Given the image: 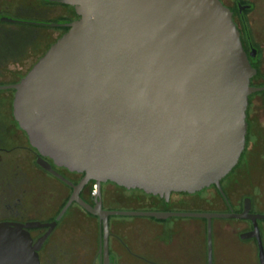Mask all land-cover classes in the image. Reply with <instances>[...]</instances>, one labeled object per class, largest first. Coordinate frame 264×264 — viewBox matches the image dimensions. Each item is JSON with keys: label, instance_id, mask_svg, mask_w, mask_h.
I'll return each mask as SVG.
<instances>
[{"label": "water", "instance_id": "obj_1", "mask_svg": "<svg viewBox=\"0 0 264 264\" xmlns=\"http://www.w3.org/2000/svg\"><path fill=\"white\" fill-rule=\"evenodd\" d=\"M61 1L78 18L13 85V115L29 144L85 179L166 201L220 188L246 145L249 96L261 90L250 84L256 69L231 10L220 0ZM38 163L73 192L53 222L1 221L0 264H38L28 229L52 227L74 201L103 221L104 264L109 216L264 219L248 207L242 214L93 208L78 195L83 181L73 185Z\"/></svg>", "mask_w": 264, "mask_h": 264}, {"label": "flooded vegetation", "instance_id": "obj_2", "mask_svg": "<svg viewBox=\"0 0 264 264\" xmlns=\"http://www.w3.org/2000/svg\"><path fill=\"white\" fill-rule=\"evenodd\" d=\"M220 1L231 10L243 48L251 66L256 69L250 84L261 90L251 95L259 93L264 97V81L260 80L261 76L256 64L259 52L255 45L254 34L248 27L249 20L245 15L252 5L245 0ZM3 17L8 19L4 20ZM77 18L74 7L61 0H13L3 8L0 7V39L3 35L8 38L4 48L0 43V207L2 206V211L5 213L4 217L0 218V222L25 223L33 220L53 222L70 198L73 192L72 186L40 166L38 163L40 158L71 184L78 185L83 181L78 195L93 208L100 202L101 208L106 210L119 206L127 207L126 211H139L140 204L148 201L158 207L150 211L242 214L248 207V214H264L255 211L264 207L262 196L264 177L257 178L255 174V177L247 178L253 168L249 164H264L263 151L253 152L252 155L248 150L251 127L248 118L246 145L237 165L220 181V188L214 185L205 188L214 189L212 197L223 205L222 208L214 210L185 211L169 207L172 194H193L172 193L166 201L164 198L146 194L138 189H126L110 182L99 184L94 179H85L84 173L55 165L50 158L41 156L29 144L27 135L19 128L13 115L15 95L13 85L19 82L49 47L68 31L69 24ZM252 52L253 56H251ZM259 135L261 136L258 134L256 140ZM22 164L35 165L46 178L56 181L68 190L60 210L52 218L47 220L28 218L26 210L19 206V195L23 192L19 189V179L26 178L28 174L25 168H21ZM237 168H240L239 172L232 176V172ZM240 179L249 181L247 187L253 190L254 196L248 192L244 194L241 192L243 185H239ZM94 186H96L95 190ZM232 193L237 194L236 201L231 198ZM72 206L82 209L94 226L89 222L83 226L61 225L62 219ZM66 213L52 227L28 229L32 245L38 246L36 249L38 264H104L103 221L75 201L71 203ZM138 216L140 215H130L129 220L124 219L126 216L122 215L107 217L109 264H223L224 258L220 256L218 259L216 256V243L224 237L232 241L235 264H264V219L204 216H169L165 219H157L141 216L152 218L148 220L136 218ZM225 221L234 223L227 226L224 224ZM72 227L73 231H71ZM41 238L43 240L39 243Z\"/></svg>", "mask_w": 264, "mask_h": 264}, {"label": "rangeland", "instance_id": "obj_3", "mask_svg": "<svg viewBox=\"0 0 264 264\" xmlns=\"http://www.w3.org/2000/svg\"><path fill=\"white\" fill-rule=\"evenodd\" d=\"M13 0H0V7H4L10 4ZM250 3L251 9L246 12V17L249 20L248 27L254 34L255 45L259 52V57L257 59V68L260 74V80L264 81V0H245ZM8 38L2 36L0 39V43L2 44V48L6 45ZM22 75V74H19ZM247 118L250 120L251 127L249 130L248 136V150L251 151L250 154L254 155L253 152L263 151L264 158V97L263 94H253L249 100L248 109H247ZM20 133V131H19ZM259 135L258 140H256L257 135ZM254 146V147H253ZM251 155V156H252ZM253 157V156H252ZM254 158V157H253ZM252 161V158L250 159ZM252 166L251 175H247V178L255 177L257 174V178L264 177V164H249ZM21 168H25L28 171V174L25 176L26 178H20L19 189L22 192V195H19L20 201L19 206L23 210H26V214H28V218L37 219V220H47L55 216L60 210L64 198L66 197L68 190L64 188L62 185L57 183L54 180L46 178L35 165L31 164H22ZM240 168L235 169L232 172V176H234L237 172H239ZM256 172V173H255ZM246 179V178H245ZM240 179L239 185H243L241 187V192L250 193L255 195L253 190L250 189L248 185V180ZM246 184V185H245ZM264 187V186H263ZM140 192V191H137ZM21 193V192H20ZM142 192H140L141 194ZM237 193V192H236ZM232 193L231 198L233 200H237V194ZM214 189L208 188L203 189L196 194L193 195H185V194H172L171 205L169 207L177 208L178 210L185 211H203V210H214L217 208H222L223 205L220 201L213 198ZM263 200H264V194ZM257 197V195H256ZM209 198H213V200H208ZM182 202V203H181ZM181 203L180 205H177ZM216 203V204H215ZM177 205V206H176ZM0 218L4 217L5 213L2 211V206L0 207ZM127 207H111L112 210H126ZM137 209V208H136ZM158 209L157 205H153L148 201L140 204L138 210L146 211V210H155ZM255 211H261L264 213V207L260 209H255ZM123 218V217H122ZM136 218H144L151 220V217H141L138 216ZM126 220L130 219V216H126L124 218ZM174 220V219H172ZM170 221V220H169ZM86 222H89L91 226H94L92 220L86 216V214L82 211V209L72 206L69 211L66 213L64 218L61 221V225H72L79 226L84 225ZM233 221H225L224 224L229 226L233 225ZM73 231V227L71 228ZM92 231L94 229L92 228ZM73 235V233H69ZM92 234V232H91ZM94 236V234H93ZM234 246L232 241L229 240L228 237H224L221 240H218L216 243V256H222L224 258L223 264H235L234 259ZM244 263V262H243Z\"/></svg>", "mask_w": 264, "mask_h": 264}, {"label": "built area", "instance_id": "obj_4", "mask_svg": "<svg viewBox=\"0 0 264 264\" xmlns=\"http://www.w3.org/2000/svg\"><path fill=\"white\" fill-rule=\"evenodd\" d=\"M96 186H94V190H95Z\"/></svg>", "mask_w": 264, "mask_h": 264}]
</instances>
